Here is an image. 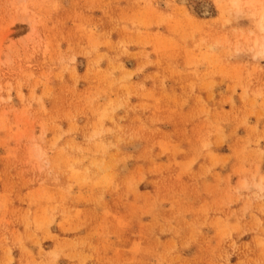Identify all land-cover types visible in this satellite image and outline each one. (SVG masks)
Returning a JSON list of instances; mask_svg holds the SVG:
<instances>
[{
    "label": "rangeland",
    "instance_id": "374dc122",
    "mask_svg": "<svg viewBox=\"0 0 264 264\" xmlns=\"http://www.w3.org/2000/svg\"><path fill=\"white\" fill-rule=\"evenodd\" d=\"M264 0H0V264H264Z\"/></svg>",
    "mask_w": 264,
    "mask_h": 264
},
{
    "label": "bare ground",
    "instance_id": "6f19581e",
    "mask_svg": "<svg viewBox=\"0 0 264 264\" xmlns=\"http://www.w3.org/2000/svg\"><path fill=\"white\" fill-rule=\"evenodd\" d=\"M261 18H262V17H261ZM263 18H264V17H263ZM263 18H262V19H263ZM259 24L261 25V26H260V29L262 28L261 30L264 31V22H263V21H262V22H259Z\"/></svg>",
    "mask_w": 264,
    "mask_h": 264
}]
</instances>
